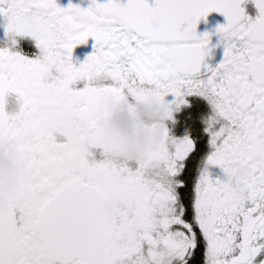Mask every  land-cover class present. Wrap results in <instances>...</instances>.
Masks as SVG:
<instances>
[{"label": "snow or ice", "instance_id": "6c2138e0", "mask_svg": "<svg viewBox=\"0 0 264 264\" xmlns=\"http://www.w3.org/2000/svg\"><path fill=\"white\" fill-rule=\"evenodd\" d=\"M243 2L0 0L7 36L40 51L0 48V140L18 142L32 173L0 214V264H264V0L255 19ZM212 12L227 18L215 68L204 65L210 34L196 31ZM89 38L95 51L76 66ZM105 95V113L155 96L168 120L186 95L205 98L211 151L205 159L199 137L166 128L144 158L113 159L96 127ZM109 203L120 207L109 214Z\"/></svg>", "mask_w": 264, "mask_h": 264}, {"label": "clouds", "instance_id": "9594fccd", "mask_svg": "<svg viewBox=\"0 0 264 264\" xmlns=\"http://www.w3.org/2000/svg\"><path fill=\"white\" fill-rule=\"evenodd\" d=\"M9 40H14L9 37ZM109 103L105 95L99 105L100 118L96 127L100 131L102 143L110 149L113 159H126L134 162L142 159L149 151L158 147L167 128L168 112L160 100L153 96L150 101L138 103L131 107L127 103L110 106L105 113V106ZM80 126L77 120L70 131ZM31 168L25 159L18 142L11 138L0 140V214H6L12 208L16 198L22 192L24 182L31 178ZM250 170L241 167L236 173L241 181V195L247 198V188L243 184ZM120 205L109 203L105 211L113 213Z\"/></svg>", "mask_w": 264, "mask_h": 264}, {"label": "flooded vegetation", "instance_id": "af4514ba", "mask_svg": "<svg viewBox=\"0 0 264 264\" xmlns=\"http://www.w3.org/2000/svg\"><path fill=\"white\" fill-rule=\"evenodd\" d=\"M58 5L62 8H67L69 4H74L82 8L90 6L89 0H56ZM242 7L245 9V15L252 19L258 15V9L255 6L254 0H244ZM6 20L2 14H0V48L8 47L14 52H18L21 55L34 59L40 51L36 46V42L30 36H14L15 44L6 34ZM222 34H215L210 37L209 53L205 58L204 65L215 68L224 59L225 45L221 39ZM95 40L89 38L87 43L78 45L73 50L72 62L76 66L86 60L94 51ZM208 67H201L200 78H207L210 74ZM166 101L172 103L175 97L172 95L167 96ZM186 104L181 105L179 111L173 113V119L167 121V128L169 135L174 138H182L186 133H192L200 138L199 149L206 159L207 155L211 151L210 146H207L209 135L205 132L207 127L206 121L212 115V108L209 102L198 95H186L184 97ZM210 177L215 180L225 179V175L221 168L217 166H208ZM194 178V176H193Z\"/></svg>", "mask_w": 264, "mask_h": 264}, {"label": "water", "instance_id": "95a60500", "mask_svg": "<svg viewBox=\"0 0 264 264\" xmlns=\"http://www.w3.org/2000/svg\"><path fill=\"white\" fill-rule=\"evenodd\" d=\"M91 4V0H89ZM99 2H105V0H99ZM120 3L126 4L127 0H120ZM149 4H154L155 0H148ZM243 4V3H242ZM242 6V5H241ZM227 18L219 12H212L206 18H202L197 25V34L203 36V34L208 33L210 37L215 34H219L217 29L220 25H226Z\"/></svg>", "mask_w": 264, "mask_h": 264}]
</instances>
